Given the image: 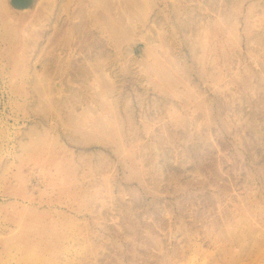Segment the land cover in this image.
<instances>
[{"label": "rangeland", "instance_id": "1", "mask_svg": "<svg viewBox=\"0 0 264 264\" xmlns=\"http://www.w3.org/2000/svg\"><path fill=\"white\" fill-rule=\"evenodd\" d=\"M141 2L140 84L89 0H0V264H264V0Z\"/></svg>", "mask_w": 264, "mask_h": 264}, {"label": "bare ground", "instance_id": "2", "mask_svg": "<svg viewBox=\"0 0 264 264\" xmlns=\"http://www.w3.org/2000/svg\"><path fill=\"white\" fill-rule=\"evenodd\" d=\"M89 1L92 2V4H94L95 6L99 7L101 9L102 13L97 11L95 8H92L93 5L89 7V6H85L82 3H80V4H82L81 5V7H83L82 10H84L83 12H85V13L83 15V19H77L78 22L76 24H74V26L72 27V31L75 33L74 36L79 37L78 41H76V42H78V45H77L78 48L83 49V47L86 46V50L79 53V55H82V57H83L80 64L82 65V63H84V60L86 61L89 58V56L93 57L95 55V57H97L98 53L101 54V52H98V51H100V49H102V48H98L101 39L100 40L97 39V40H95V42H93V40L95 38L92 36V35H94L92 32L95 31V29L98 30L99 26H100L101 31H104V30L107 31V33H108L107 34V40H111L113 42V44H114L113 46H114L115 50L117 51V52L115 51V53H114L117 56V59H119V57L121 56V53L124 57H128V55L125 54V52H128V51H126L124 49L126 47H124L123 43H124V41L125 42H127V41L131 42L134 39L135 40L140 39L137 36L134 37L135 35H133V34H136L134 32L139 33L138 28L141 29V27H140L141 24H139V22H138L140 19H137V15H139L138 10L140 9L142 11V7H143L141 4L142 3L141 0H136L135 4L132 6H131L132 3L129 2L128 0H89ZM143 9H144V7H143ZM142 21L140 20V23ZM98 23L100 25H98ZM96 25H97V27H96ZM33 30H34V32L36 31L35 26H34ZM139 31H141V30H139ZM56 33H58V34H55L58 37L59 32H56ZM36 34H37V32H36ZM56 36H54V38H56ZM96 37L98 38V36H96ZM148 38L149 37L144 38V41H146V43L152 42L151 39L149 38L150 39L149 40ZM121 44L124 47L123 51H125V52H120V50H121L120 47H122ZM151 44L148 45L150 50H152ZM66 46H67L66 49H67V54H68L67 57H69V58H70V56L76 57V54L75 55L69 54V51H71V50L74 51V42L69 40L66 42ZM129 51L130 52H128L127 54H131V50H129ZM55 59H56L58 65L69 64L68 59L67 60L63 59V57H61L59 53H57V55L55 56ZM136 62H139V60H135L132 56H129L126 59L125 64L122 66L121 71L125 72V77L128 76L129 73L132 74L131 76H133V79H134L133 81L135 83L141 84L143 77L139 78L140 73L138 75H136L137 71L135 72L136 74L132 72L135 69V67L133 65ZM110 63H111V61H110ZM130 65L134 67L133 70L130 69V67H131ZM141 65H143V64L141 63ZM83 74H85V75L88 74V67L86 69H83ZM118 75H119V73L115 70H112L111 73L105 72L103 75L100 72H97L95 70L94 77L96 78L95 81L100 78V83L101 82L104 83V85H105L104 89L105 90H110V92H113V91H115L114 87H116L115 83L117 84V82H121V84H124L123 83L124 78L120 77L118 79V77H119ZM116 77H117L118 81H116V79H115ZM101 79H102V81H101ZM140 80H141V82H140ZM96 82L98 83V81H96ZM47 87L52 89L51 83ZM75 92H76V90H75ZM58 94H60V92ZM69 94L71 95V93H69ZM70 95H69V97H70ZM73 95L75 98L76 95L74 93H72L71 97H73ZM104 95H105V91H104ZM77 96H80V94L79 95L77 94ZM124 96H126V95H124ZM77 98H79V97H77ZM105 99H109V96H107V98H105ZM67 101H68V99H67Z\"/></svg>", "mask_w": 264, "mask_h": 264}]
</instances>
